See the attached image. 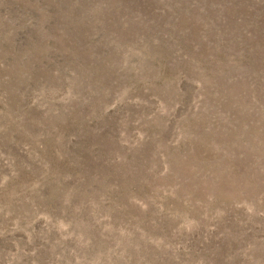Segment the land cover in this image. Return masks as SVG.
Listing matches in <instances>:
<instances>
[{
    "label": "rangeland",
    "instance_id": "1",
    "mask_svg": "<svg viewBox=\"0 0 264 264\" xmlns=\"http://www.w3.org/2000/svg\"><path fill=\"white\" fill-rule=\"evenodd\" d=\"M0 264H264V0H0Z\"/></svg>",
    "mask_w": 264,
    "mask_h": 264
}]
</instances>
